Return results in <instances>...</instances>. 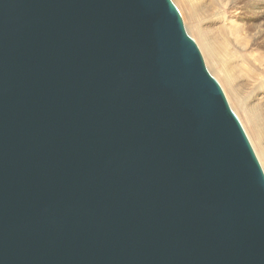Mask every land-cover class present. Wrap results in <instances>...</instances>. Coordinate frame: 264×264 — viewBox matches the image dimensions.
Listing matches in <instances>:
<instances>
[{
  "label": "water",
  "instance_id": "1",
  "mask_svg": "<svg viewBox=\"0 0 264 264\" xmlns=\"http://www.w3.org/2000/svg\"><path fill=\"white\" fill-rule=\"evenodd\" d=\"M0 264H264V173L171 0H0Z\"/></svg>",
  "mask_w": 264,
  "mask_h": 264
},
{
  "label": "rangeland",
  "instance_id": "2",
  "mask_svg": "<svg viewBox=\"0 0 264 264\" xmlns=\"http://www.w3.org/2000/svg\"><path fill=\"white\" fill-rule=\"evenodd\" d=\"M171 1L181 16L186 33L196 43L207 71L222 89L264 173L262 164L264 119H261L259 123L256 122V127L262 133L263 141H260L262 145L249 122V115L254 113L257 99L264 97V47L253 43L254 37L250 36L252 30L245 32L243 29V25L252 19V13L255 11L254 9L249 10L253 5L252 1ZM256 1L257 3L264 2V0ZM200 33L212 43L213 57L204 51L200 36L198 37ZM222 65L230 74L226 82L220 69ZM259 144L261 145L260 150L258 149Z\"/></svg>",
  "mask_w": 264,
  "mask_h": 264
},
{
  "label": "bare ground",
  "instance_id": "3",
  "mask_svg": "<svg viewBox=\"0 0 264 264\" xmlns=\"http://www.w3.org/2000/svg\"><path fill=\"white\" fill-rule=\"evenodd\" d=\"M236 1V0H234ZM239 0H237L238 2ZM243 1V0H241ZM252 4L249 8L250 9H254L255 11H253L252 13V19L246 21V23L243 25V29L245 30V32H247L248 30H252V34L250 36L254 37V44L255 45H262L264 47V2H258L256 0H251ZM262 1V0H260ZM230 2V1H229ZM245 15V14H243ZM241 15L242 17H245ZM260 21V22H259ZM200 36V40L203 43V47H204V51L206 52L207 55H209L210 57H213L214 54V47L212 45V43H210L205 36L200 33L198 34V37ZM200 41V42H201ZM219 61V60H218ZM222 70V75L224 77V81L226 82L227 80H229L230 74L229 72L225 69V67L222 65L221 68ZM261 119H264V97H261L259 99H257L256 103H255V110L254 113L249 115V122L252 126V128L254 129V131L257 133H255L257 135V137L259 138V142L263 141L262 140V133L260 132V130L256 127V122L259 123V121ZM261 144V142H260ZM259 144L258 149L260 150L261 145ZM264 148V145L262 146V149ZM262 164L264 165V152H263V161Z\"/></svg>",
  "mask_w": 264,
  "mask_h": 264
}]
</instances>
